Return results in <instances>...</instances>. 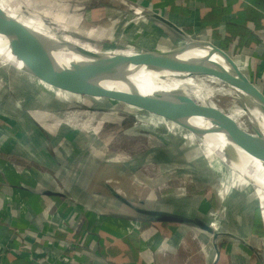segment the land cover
I'll use <instances>...</instances> for the list:
<instances>
[{
	"label": "crops",
	"instance_id": "crops-1",
	"mask_svg": "<svg viewBox=\"0 0 264 264\" xmlns=\"http://www.w3.org/2000/svg\"><path fill=\"white\" fill-rule=\"evenodd\" d=\"M27 3L61 22L75 15L96 26L108 22L116 26L126 18L137 21L130 30L133 29L132 36L137 35L133 43L140 50L167 51L182 43L162 25L139 17L140 12L155 13L191 38L212 43L264 94V0ZM147 28L151 33L145 32ZM160 39H165L170 48ZM175 39L177 43L170 45ZM9 75L16 79L12 82L14 87L10 86ZM41 83L22 66L0 59V264H212L215 250L212 239L208 241L204 232L129 216L122 207L134 212L135 206L122 196L121 190L104 180L103 189H98L100 171L84 168L92 159L90 140L85 138L91 133L89 138L94 140L103 124L99 122V126L98 117H94L90 125L86 115L80 113L67 117L68 107L62 104L71 102L60 100ZM55 89L80 98L120 103ZM168 187L173 189H164L163 196L176 189L171 183ZM151 200L152 197L148 199ZM164 204L179 214L174 200ZM166 209L156 211L173 214L169 207ZM213 227L219 231L216 224ZM219 245L218 264H229V244Z\"/></svg>",
	"mask_w": 264,
	"mask_h": 264
},
{
	"label": "rangeland",
	"instance_id": "rangeland-1",
	"mask_svg": "<svg viewBox=\"0 0 264 264\" xmlns=\"http://www.w3.org/2000/svg\"><path fill=\"white\" fill-rule=\"evenodd\" d=\"M27 2L28 0H7V7L11 10V3L16 4L17 7L20 6L17 17L27 18L28 14L30 16L33 14L32 16L42 19L43 24L55 29L54 32L58 36L70 35L75 46L87 50L92 47L109 48L112 54L122 56L126 55L115 47L124 46V48L140 50L133 43L137 41V35L132 36L133 29L130 30V27L138 22L127 20V16L116 26L109 22L101 27L90 25L85 22V19L82 20L80 15L61 22L43 15L40 10L29 7ZM75 18L77 19L74 20ZM128 21H130L127 24L129 26L125 24ZM28 22L34 24L33 19H29ZM160 40L161 43L167 42L165 39ZM174 43H177V39L173 43L170 42V45ZM13 79H15L14 76L9 75L8 80L11 81L10 86L12 87H14ZM29 85L33 87L31 82ZM41 87L55 92L60 100L71 102L62 104L63 102L58 100L60 104L68 107L67 117L69 115L80 116V113L86 115L85 118L90 120V125L94 117H98L96 122L103 124L99 123V126L102 125L103 128L94 140L89 138L91 133H88L89 135L85 138V140H90L89 153L92 159L87 160L89 164L84 161L86 163L84 168L90 167V170L100 171L101 181L99 183L101 185L97 186L99 190L103 189L102 180H104L107 184L116 186L117 190H121L122 196L130 204L143 210L148 208V210L156 211V209L161 210L168 207L171 210L172 208L164 203L174 200L180 208L178 215L192 219L198 218L212 226L216 224L220 232H229L244 237L256 248L264 260V200L260 198L259 192L253 186L254 183L249 181L245 172L225 161L219 148L164 118L138 108L131 106L132 108L129 109L123 103H109L102 98H80L57 90L43 81ZM26 88L29 87L26 86ZM213 102H216L218 107L224 111L234 106L229 96L218 95ZM153 118L158 122L156 123ZM242 125L245 133H254L248 118L242 121ZM85 127L88 128L87 125ZM169 183L173 184L176 189L168 194L169 196H163L164 189H173L168 187ZM151 197L153 200L148 201ZM122 210H126L129 216L143 219L142 216L136 215L127 208L122 207ZM173 210L170 213H173ZM258 218L259 224L256 223ZM174 225L180 226L181 224ZM186 227L203 232L192 226ZM205 234L208 241L212 239L210 234ZM228 239H220L219 243L229 244V264L242 261L244 264L248 261L249 264H260L249 249ZM208 245L212 248V244Z\"/></svg>",
	"mask_w": 264,
	"mask_h": 264
},
{
	"label": "water",
	"instance_id": "water-1",
	"mask_svg": "<svg viewBox=\"0 0 264 264\" xmlns=\"http://www.w3.org/2000/svg\"><path fill=\"white\" fill-rule=\"evenodd\" d=\"M141 17L162 25L184 45H177L167 51L142 49L129 56L96 52L73 46L59 38L39 34L23 25L13 24L0 12V51L9 50L25 72L50 86L68 92L111 99L164 118L208 144L221 147L220 153L228 164L247 172L246 163L238 154L222 123L190 102L181 91H164L147 96L127 82L129 76L144 69L173 78L202 77L225 70L232 79V86L241 95L245 112L254 121L253 134L239 130L238 134L244 143L243 149L264 163V132L257 125L258 120H264L263 92L239 70L229 56L212 43L191 38L177 25L155 13L143 12ZM199 50L205 54L198 63L185 59L187 55ZM67 58H74L79 62L68 63ZM0 59L13 63L3 52ZM110 85L113 87H109ZM194 122H198L199 126L193 124ZM227 125L230 127L232 124L227 122ZM215 138L220 141H215ZM133 210L151 223L192 226L210 234L215 250L212 264H218L221 258L219 240L223 238L232 239L245 246L257 257L260 264H264L261 254L247 240L229 232H220L201 219L138 207H133Z\"/></svg>",
	"mask_w": 264,
	"mask_h": 264
},
{
	"label": "bare ground",
	"instance_id": "bare-ground-1",
	"mask_svg": "<svg viewBox=\"0 0 264 264\" xmlns=\"http://www.w3.org/2000/svg\"><path fill=\"white\" fill-rule=\"evenodd\" d=\"M7 4H8L7 0H0V12L9 22L13 24L15 23L18 25H23L27 27L28 29H31L39 34H43L51 38H59L74 46L72 42V38L69 37L70 35L58 36L56 32H54L55 29L43 24L41 21L42 19L40 20L39 17L32 16L33 14L31 16L28 14L29 18L28 17L27 18L17 17V14L20 11L21 7L20 6L17 7L16 4L11 3L10 5L12 6V8L10 10L7 7ZM29 19H33L34 24L29 23L28 22ZM76 19L77 18H75L74 20ZM132 19L134 18L132 17ZM143 22L144 20L142 21V24H144ZM145 32L151 33L150 29L148 28L145 30ZM78 33H79V30H78ZM162 44L170 48L167 42H164ZM180 45L183 46L184 43L182 42L180 43ZM115 49H117L118 51H121L126 56L138 53V50H135L133 48H127V47L124 48V46H121L120 48L115 47ZM89 50L112 54L111 49L104 48V47H101V48L92 47ZM2 52L6 53L9 60H11L14 64L21 66L20 64L16 62L15 58L11 56L9 50L6 49L4 51H0V54ZM204 54H205L204 51L199 50V51H196L195 53H191L187 55L185 59L186 60L189 59L190 62H193V63H198V61L203 57ZM66 60L68 63L79 62V60H75L74 58H67ZM222 71L223 72L221 73H214V74L205 75L202 77H191V78L175 77L173 78L169 75H164L156 71L144 69L139 72L133 73L131 76H129L127 82L130 85L134 86L136 89H138L143 95H147V96H151L152 94L160 93L164 91H169V92L181 91L190 102L200 107L203 111L210 113L219 122H221L223 125V128L227 131L229 138L232 140V143L236 147L238 154L242 157L243 161L246 163V166L248 168L247 172H245L246 177L249 179L250 182L254 183L253 186L259 192L260 198L264 200V163L260 159L255 157L254 155L250 154V152L243 149L244 143L241 141V138L238 134L239 130L241 132H245L243 125H242V121L244 119L248 118V120L251 122L253 127H254V121L252 120L251 116L247 114V112H245V109L241 103V98H240L241 95L232 86L231 77L225 70H222ZM212 86H216L217 88H213ZM109 87L112 88L113 86L110 85ZM218 95L229 96L230 98H232V102L234 104L233 108L227 111H224L223 109L219 108L216 102L215 103L213 102L215 97ZM227 122H230L232 125L229 127V125H227ZM193 124H196V126H199L198 122L196 123L194 122ZM257 125L264 132V120L262 119L258 120ZM215 141H220V139L215 138ZM217 148L221 149V147H217Z\"/></svg>",
	"mask_w": 264,
	"mask_h": 264
},
{
	"label": "trees",
	"instance_id": "trees-1",
	"mask_svg": "<svg viewBox=\"0 0 264 264\" xmlns=\"http://www.w3.org/2000/svg\"><path fill=\"white\" fill-rule=\"evenodd\" d=\"M249 79H250V78H249ZM250 80L252 81L253 79H250ZM256 223H257V224H259V223H260V220H259V218L257 219ZM257 224H256V225H257Z\"/></svg>",
	"mask_w": 264,
	"mask_h": 264
},
{
	"label": "built area",
	"instance_id": "built-area-1",
	"mask_svg": "<svg viewBox=\"0 0 264 264\" xmlns=\"http://www.w3.org/2000/svg\"><path fill=\"white\" fill-rule=\"evenodd\" d=\"M142 13H143V12H140V13H139V17H140V18H142V17H141Z\"/></svg>",
	"mask_w": 264,
	"mask_h": 264
}]
</instances>
